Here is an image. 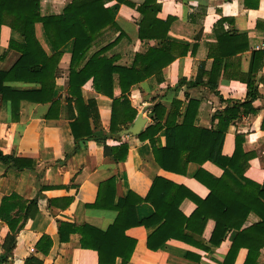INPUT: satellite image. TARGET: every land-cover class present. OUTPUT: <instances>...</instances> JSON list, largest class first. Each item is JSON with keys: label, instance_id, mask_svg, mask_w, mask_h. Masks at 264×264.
I'll return each instance as SVG.
<instances>
[{"label": "crops", "instance_id": "obj_1", "mask_svg": "<svg viewBox=\"0 0 264 264\" xmlns=\"http://www.w3.org/2000/svg\"><path fill=\"white\" fill-rule=\"evenodd\" d=\"M37 1L39 15L45 17L60 15L72 0ZM128 1L134 7L142 4L141 0ZM157 3L160 5L157 19L171 20L166 40L186 46L188 51L186 56L176 59L162 70L161 83L149 78L133 86L128 96L130 105L136 110V115L143 113L142 117L147 119L146 127L150 124L149 110L156 102L162 105L166 116L171 110L172 101L181 103L182 115L187 101L196 100L199 104L197 126L215 131L217 118L224 117L223 111L230 109L234 103H242L247 99L246 87L238 81V77L248 72L252 52L262 49L264 0H157ZM114 5V0H106V8ZM139 20L140 17L134 9L119 6L115 16L116 33L112 30L105 31L102 40L91 49L90 55L111 44L120 35L118 42L104 56L113 57L117 61L116 65L129 68L135 54H143L147 47L158 44L138 40ZM221 20L224 22L218 26ZM10 21L11 18L6 17L4 24L0 26V72L10 71L25 48L21 35L10 28ZM216 28L219 33L231 32L237 34V37H244L247 44L245 52L229 58L230 65L225 72L223 67L226 61H222L216 86L218 96L205 86L176 88L181 79L194 81L201 77L202 81L207 80L213 61L208 58V48L215 46ZM34 39L47 57L53 55L40 24L34 25ZM244 39H239V42ZM10 43L13 46L10 47ZM71 51V41L60 50L61 58L53 93V98L60 104L55 111L56 117L46 118L50 103L35 104L22 100L12 109L9 102L0 98V154L30 160L33 169L15 171L0 162V199L15 195L25 205L34 199L37 202V212L33 218L26 221L20 219L19 225L22 226L16 234L12 257L6 264H26V260L31 261L29 264H98L95 252L80 248L77 234L70 235L66 243L58 242L57 222L71 223L79 227L89 225L105 230L114 221L116 213L86 206L94 204L99 185L110 179H114L116 185L114 202L129 191L144 199L155 178L181 186L200 200H204L209 194L204 186L193 179L199 166L188 165L184 176L164 172L155 164L148 142L140 141L136 137L121 138L128 148L127 155L121 162L116 163L105 158L103 145L93 141L79 142L77 151L72 154L74 142L70 135L65 103ZM2 85L19 92L39 90L38 85L24 82H4ZM255 85L258 97L251 102L255 114H243L240 109L237 118L232 120L224 134L220 153L223 157H231L235 137H242L243 153L252 155L244 177L264 189V68L255 75ZM81 94L84 103L95 101L99 125L107 132L111 100L96 94L91 81L82 87ZM180 121L181 119L178 120ZM90 125L93 129L92 124ZM158 137L163 146V132ZM106 145L117 147L119 144L107 141ZM201 169L215 179L222 175V171L209 162L204 163ZM195 208L192 202L184 200L179 211L188 218ZM151 213L152 207L148 203L136 207L138 218L147 217ZM256 222L258 218L250 214L242 228ZM155 227H135L125 232L126 237L135 240L134 250L127 264H223L235 236V232H231L218 247L210 246L208 239L213 222L209 220L200 234L187 232L199 247L169 240L158 251L151 252L146 248V239ZM7 233L6 224L0 221V254ZM43 236L49 237L52 243L45 254L36 247ZM246 254L245 249H240L233 264H243ZM114 264H121V260L117 258ZM256 264H264V248L260 250Z\"/></svg>", "mask_w": 264, "mask_h": 264}, {"label": "trees", "instance_id": "obj_2", "mask_svg": "<svg viewBox=\"0 0 264 264\" xmlns=\"http://www.w3.org/2000/svg\"><path fill=\"white\" fill-rule=\"evenodd\" d=\"M114 1L113 7L106 8V0H72L60 15L41 17L37 0H0V26L4 24L6 17L11 18L10 28L20 34L25 43L20 58L11 70L0 72V98L9 102L12 109L22 100L35 104L50 103L46 118L56 117L55 111L60 104L53 98V93L61 58L60 50L71 41L65 103L70 135L74 142L72 154L77 151L79 142L93 141L103 145L105 158L117 163L124 160L128 148L116 133L130 126L136 117V110L128 100L131 88L149 78H154L158 84L161 83L162 70L176 59L186 56L188 48L166 40L171 20L157 19L160 12L157 0H141L142 4L138 7H134L128 0ZM121 5L134 9L140 17L137 25L138 40L158 42L157 46L147 47L143 54H135L129 68L116 65L117 61L113 57L104 56L106 51L118 42L120 35L111 44L90 55L91 49L102 40L105 31L112 30L116 33L115 16ZM223 22L221 20L218 26ZM35 24L42 26L53 50L51 57L43 53L34 39ZM237 36L231 32L219 33L216 28L215 46L208 48V58L213 61L207 80L204 82L201 77L194 81L181 79L176 88L205 86L218 96L216 86L222 61H226L223 67L225 72L230 65L229 58L247 50L244 37ZM239 39L244 40L239 42ZM11 46L13 44L10 43ZM262 68L264 54L261 51L252 52L248 72L238 77V81L246 87L247 99L242 103H234L230 109L226 108L223 111L224 117L217 118L215 131L197 126L199 104L196 100L189 99L182 115L180 102L172 101L171 110L166 116L162 105L156 102L148 113L150 124L136 137L140 141L148 142L155 164L164 172L184 176L188 165L199 166L193 179L208 190L209 194L204 200H200L181 186L155 178L144 199L129 191L114 202L116 185L115 180L110 179L99 185L94 204L86 208L115 212L116 217L112 224L105 230H99L89 225L79 227L71 223L57 222L58 242L66 243L70 235L77 234L80 248L95 252L98 264H114L117 258L121 260V264H127L135 246V240L126 237L127 230L156 226L146 239V248L151 252L158 251L169 240L199 247L187 232L200 234L206 222L211 220L213 229L208 239L210 246L218 247L227 234L235 232L223 264H233L240 249L247 251L243 264H256L259 252L264 248V189L244 177L252 155L243 153L242 137H235L231 157H223L220 151L224 134L232 120L237 118L240 109L243 114H255L251 107V102L258 97L255 75ZM88 81H91L96 94L111 100L107 132L99 125L95 101L84 103L82 99L81 90ZM4 82L35 84L39 86V90L12 91L2 85ZM155 100L154 97L153 101ZM161 132L164 137L163 146L158 137ZM107 141H114L119 145L108 147ZM0 162L15 171L33 170L30 160L0 154ZM207 162L222 171L220 178L215 179L201 169ZM184 200L192 202L196 207L188 218L179 211V206ZM142 203H148L152 207V213L147 217L138 218L136 207ZM36 212L35 199L26 205L15 195L0 199V221L8 228L1 246L0 264L8 263L12 257L16 234L22 226L19 225L20 219L26 221L33 218ZM250 214L257 217L258 222L242 228ZM51 245L49 237L43 236L36 247L45 254ZM25 262L29 264L31 261Z\"/></svg>", "mask_w": 264, "mask_h": 264}, {"label": "water", "instance_id": "obj_3", "mask_svg": "<svg viewBox=\"0 0 264 264\" xmlns=\"http://www.w3.org/2000/svg\"><path fill=\"white\" fill-rule=\"evenodd\" d=\"M143 113H138L133 120L132 124L128 126L125 129L120 130L116 133V136L118 138L123 137H137L145 128V125L147 123V119L145 117H142Z\"/></svg>", "mask_w": 264, "mask_h": 264}, {"label": "built area", "instance_id": "obj_4", "mask_svg": "<svg viewBox=\"0 0 264 264\" xmlns=\"http://www.w3.org/2000/svg\"><path fill=\"white\" fill-rule=\"evenodd\" d=\"M262 53H264V42L262 44V49H261Z\"/></svg>", "mask_w": 264, "mask_h": 264}, {"label": "rangeland", "instance_id": "obj_5", "mask_svg": "<svg viewBox=\"0 0 264 264\" xmlns=\"http://www.w3.org/2000/svg\"><path fill=\"white\" fill-rule=\"evenodd\" d=\"M123 129V128H122Z\"/></svg>", "mask_w": 264, "mask_h": 264}]
</instances>
